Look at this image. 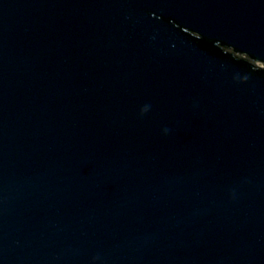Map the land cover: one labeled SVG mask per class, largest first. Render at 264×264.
Instances as JSON below:
<instances>
[{
  "label": "water",
  "instance_id": "water-1",
  "mask_svg": "<svg viewBox=\"0 0 264 264\" xmlns=\"http://www.w3.org/2000/svg\"><path fill=\"white\" fill-rule=\"evenodd\" d=\"M0 264H264V0H0Z\"/></svg>",
  "mask_w": 264,
  "mask_h": 264
}]
</instances>
